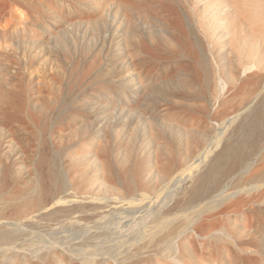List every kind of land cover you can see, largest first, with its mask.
I'll return each instance as SVG.
<instances>
[{"label": "rangeland", "instance_id": "obj_1", "mask_svg": "<svg viewBox=\"0 0 264 264\" xmlns=\"http://www.w3.org/2000/svg\"><path fill=\"white\" fill-rule=\"evenodd\" d=\"M0 264H264V0H0Z\"/></svg>", "mask_w": 264, "mask_h": 264}, {"label": "bare ground", "instance_id": "obj_2", "mask_svg": "<svg viewBox=\"0 0 264 264\" xmlns=\"http://www.w3.org/2000/svg\"><path fill=\"white\" fill-rule=\"evenodd\" d=\"M246 13V12H245ZM248 13H250V12H248ZM247 14V13H246ZM251 21V20H250Z\"/></svg>", "mask_w": 264, "mask_h": 264}]
</instances>
